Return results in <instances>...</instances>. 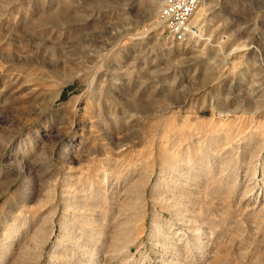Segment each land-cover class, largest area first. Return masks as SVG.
I'll use <instances>...</instances> for the list:
<instances>
[{"label":"rangeland","instance_id":"rangeland-1","mask_svg":"<svg viewBox=\"0 0 264 264\" xmlns=\"http://www.w3.org/2000/svg\"><path fill=\"white\" fill-rule=\"evenodd\" d=\"M167 2L0 0V264H264V0Z\"/></svg>","mask_w":264,"mask_h":264},{"label":"built area","instance_id":"built-area-1","mask_svg":"<svg viewBox=\"0 0 264 264\" xmlns=\"http://www.w3.org/2000/svg\"><path fill=\"white\" fill-rule=\"evenodd\" d=\"M201 0H168L160 20L164 38L172 43H185L198 36L200 28L194 17Z\"/></svg>","mask_w":264,"mask_h":264},{"label":"bare ground","instance_id":"bare-ground-1","mask_svg":"<svg viewBox=\"0 0 264 264\" xmlns=\"http://www.w3.org/2000/svg\"><path fill=\"white\" fill-rule=\"evenodd\" d=\"M197 13V12H196ZM196 15V14H195ZM195 19V17H194ZM69 218L67 217L65 221L62 222V224L60 225V227L58 228V237L61 239L63 237L64 238V242L65 241H69V236L71 234V229H70V223H69ZM202 231H204V229H202ZM72 241L71 244H73V246L75 247V249L77 250H84V255L87 257L86 259V264H101V255L99 253V251H96V258L92 257V251H94L90 246H86V245H82V239L80 236L77 237H73L72 236ZM57 244V241L54 242L53 246H55ZM94 247V246H93ZM170 256L172 258V260L168 263V264H178V259H176V253L175 251L170 252ZM95 254V253H94Z\"/></svg>","mask_w":264,"mask_h":264}]
</instances>
